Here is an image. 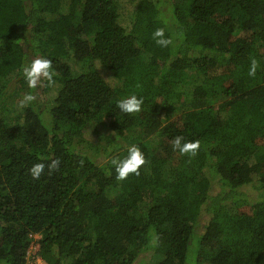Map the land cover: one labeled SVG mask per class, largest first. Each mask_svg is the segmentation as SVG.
I'll list each match as a JSON object with an SVG mask.
<instances>
[{
	"label": "trees",
	"instance_id": "1",
	"mask_svg": "<svg viewBox=\"0 0 264 264\" xmlns=\"http://www.w3.org/2000/svg\"><path fill=\"white\" fill-rule=\"evenodd\" d=\"M169 2L171 22L160 0H0V264H264V0ZM37 57L52 80L30 88ZM132 145L145 163L118 180Z\"/></svg>",
	"mask_w": 264,
	"mask_h": 264
},
{
	"label": "clouds",
	"instance_id": "2",
	"mask_svg": "<svg viewBox=\"0 0 264 264\" xmlns=\"http://www.w3.org/2000/svg\"><path fill=\"white\" fill-rule=\"evenodd\" d=\"M153 37L156 43L162 47L171 43L170 39L164 37L163 29H157L153 33ZM255 60L252 61V65L249 69V75H254L256 71ZM51 67V61L46 58L37 57L32 62L24 67V76L28 82L30 88H35L41 78L52 80V73L49 71ZM36 97L32 94L24 96L21 101L22 104H27L35 100ZM143 103V97H138L136 94L129 95L116 101V107L123 113L132 114L141 110ZM173 148L178 149L181 153H194L199 146L198 141H183L182 136H177L173 140ZM115 165L116 178L123 180L127 178L130 173L139 174L141 165L145 163V157L140 148L136 145H132L128 148V155L122 160H113ZM55 166V162L50 167ZM44 169L42 163L34 164L31 168V174L34 178H39L41 172Z\"/></svg>",
	"mask_w": 264,
	"mask_h": 264
},
{
	"label": "rangeland",
	"instance_id": "3",
	"mask_svg": "<svg viewBox=\"0 0 264 264\" xmlns=\"http://www.w3.org/2000/svg\"><path fill=\"white\" fill-rule=\"evenodd\" d=\"M159 8L162 12L164 19L171 22L172 21V13H171V7H170L169 0H160ZM10 88L12 90L13 98H15L16 100L19 98L20 94L26 92V87L20 86V84H18L17 82L12 83ZM184 88L185 87H181V90H183ZM178 113H179V111H176V110L172 111L169 115V118L171 119L173 115L175 116ZM148 143H149L150 149L152 151H154V152L157 151L159 143H160L158 134L151 135L148 139ZM186 155L189 157L185 158V159H183L184 155L181 158L175 157V159L173 161L166 163V165L164 167V174L166 177H168L170 179H174L182 173H186V174H193L194 173V171L196 170V166H197L195 159L192 158V155H190V154H186ZM40 238H41L40 234H34L33 235L31 247H30L28 253H33V252L38 250ZM205 252L208 253L209 250L206 249ZM200 264H211V263L209 262L208 258H205L202 255V258L200 260Z\"/></svg>",
	"mask_w": 264,
	"mask_h": 264
},
{
	"label": "built area",
	"instance_id": "4",
	"mask_svg": "<svg viewBox=\"0 0 264 264\" xmlns=\"http://www.w3.org/2000/svg\"><path fill=\"white\" fill-rule=\"evenodd\" d=\"M33 253H36V251ZM29 264H45V263L42 260V258L39 255H37V253H36L35 259L32 262H30Z\"/></svg>",
	"mask_w": 264,
	"mask_h": 264
}]
</instances>
